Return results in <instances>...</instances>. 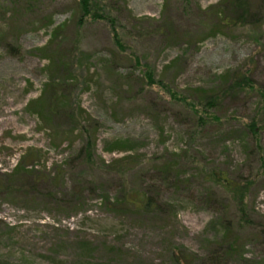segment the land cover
Segmentation results:
<instances>
[{
    "label": "rangeland",
    "instance_id": "obj_1",
    "mask_svg": "<svg viewBox=\"0 0 264 264\" xmlns=\"http://www.w3.org/2000/svg\"><path fill=\"white\" fill-rule=\"evenodd\" d=\"M13 1L0 0V174L26 156L64 180L1 177L0 264H264V0L244 15L231 0H103L112 19L83 21L78 0ZM60 26L61 68L44 49ZM228 73L245 75L239 92ZM52 77L67 99L41 115L28 103ZM83 111L90 164L65 115ZM213 171L245 190L247 216ZM142 196L151 210L121 204Z\"/></svg>",
    "mask_w": 264,
    "mask_h": 264
},
{
    "label": "trees",
    "instance_id": "obj_2",
    "mask_svg": "<svg viewBox=\"0 0 264 264\" xmlns=\"http://www.w3.org/2000/svg\"><path fill=\"white\" fill-rule=\"evenodd\" d=\"M248 1L249 0H231L230 3L232 4L233 8L236 10H239L240 13L242 15L248 13V9H249V5H248ZM18 2V3H17ZM22 4H24L22 6ZM16 5H21L25 11H30L33 6L35 5V1L34 0H22L17 1L14 0L13 2H11L10 6H16ZM104 7V3L103 0H78V10L81 11L82 14V21L84 17H88V18H95L97 19H112V15H107V13L103 12V13H98L102 8ZM7 13V12H6ZM12 14V13H11ZM219 15L221 16L220 18H217L215 21L217 24V27H222L223 25H226V22L228 21L227 17H226V13L224 11H219ZM52 16H49V19H51ZM216 17L217 13H216ZM82 21L79 23V25H81ZM53 24V23H52ZM47 25H51L50 23H48ZM64 27L60 26L57 27L54 30V35L52 37V40L50 41V44H48L47 46L44 47V49L46 51H48L50 54L48 55V57L51 59V52H50V46H56L57 48L54 49L53 53H54V58H53V64H57L60 68L61 67H68V62L70 61L73 64V60L71 59L70 55L67 54V52L65 51H61V36L63 37V32H64ZM118 39V38H117ZM67 59L69 61H67ZM74 59L75 61L79 64V66H83L85 61V58L83 57V55H79L76 56L74 55ZM69 62V63H70ZM231 75V73L225 74L223 76V81L231 82V89L235 90L236 92H239L244 83H246V78L245 75L243 77L238 78V80L236 79L235 82H232V78H228ZM55 77H52L50 82L46 85L47 89L41 92L40 96L38 98L32 99L29 101L28 103V107H30L32 110L36 111L38 114L40 113L41 115L44 113H50L51 116L54 115L55 111H61L62 109L59 108V105L62 104L63 100H66V96L65 95H60L62 88H57L56 85V81H55ZM228 80V81H227ZM222 88V87H221ZM221 88H218V90H220ZM221 92H226L227 88L224 87L223 89H221ZM210 90H203L202 93L208 98L207 99V103L209 105H212L211 103H215L214 101L211 100V97H214L215 95L213 93H209ZM221 92H215L216 95H218ZM58 111V112H59ZM85 111L81 112V113H69V114H65L66 117L68 119H70L71 121H73L72 127H75L73 129V131H75L76 129L81 131V134L83 135V138L85 140V143L83 145V147L81 148L80 152L86 154V163L90 164L93 161V156H94V151L96 149V137L95 136H91L90 135V131L88 129H90V125L89 123L92 121V119L89 118H85L84 114ZM86 123L87 125L83 128L82 127V123ZM89 122V123H88ZM91 124V123H90ZM93 126V124H92ZM94 128H96V126H93ZM129 143V141H117L116 144H120L122 146L121 149H126L124 145H127ZM31 156V155H29ZM127 159V158H125ZM45 167H47L45 165ZM55 171V170H54ZM50 174H48L47 176L43 177L42 175H44V171L42 170H37L36 169V164H35V160H31L30 162H27V157L24 156L22 157V160L17 164V166L14 168L13 172L11 174H0V191H4V192H11L13 187H10L9 184L5 183L2 180V176H6L9 178H13L16 176H29L30 178H35L36 181H42V182H49V183H53L55 181H63L64 180V175L62 174V172H58V171H50ZM222 172H218L217 171H213L211 174V180H214L215 183L221 184L225 189H227L228 191H230L231 193H234V197H236L235 199L238 202V206H239V211L242 215V217L247 216V210L246 208L243 207L244 205V200H245V195L246 192L245 190H242V188L235 186V184L233 183V181L229 180L228 177H226L225 175L221 174ZM76 192V191H75ZM239 196V197H238ZM138 201H135L133 198H127L125 199L121 204L124 205V207L127 206H134L135 208L141 209V210H151L152 209V204L151 201L149 200V198H144V196L142 197H138L137 198ZM244 220V219H243ZM246 222H248L246 220ZM230 238L223 237V241H225L228 245V252H231V249L234 247L232 245L231 242H229ZM224 242V243H225ZM183 254V253H182ZM183 260H185L186 262L189 261V257H187L186 255H182ZM188 263V262H187Z\"/></svg>",
    "mask_w": 264,
    "mask_h": 264
}]
</instances>
